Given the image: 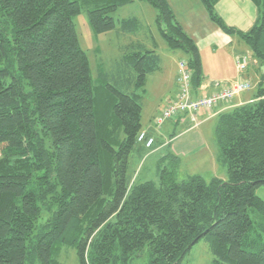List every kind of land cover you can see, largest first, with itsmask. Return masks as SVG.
<instances>
[{
  "label": "trees",
  "instance_id": "16d2710c",
  "mask_svg": "<svg viewBox=\"0 0 264 264\" xmlns=\"http://www.w3.org/2000/svg\"><path fill=\"white\" fill-rule=\"evenodd\" d=\"M198 1L263 68L264 0H250L257 17L246 32L222 21L219 0ZM134 2L157 10L163 42L189 55L198 89L199 51L167 0H0V264H181L200 239L210 264H264V201L255 195L264 186L263 89L216 119L226 180H179L171 154L156 163L157 183L128 178L141 94L160 57L131 45L93 85L72 18L84 11L96 35L135 32V18L109 16Z\"/></svg>",
  "mask_w": 264,
  "mask_h": 264
},
{
  "label": "crops",
  "instance_id": "0c3cea01",
  "mask_svg": "<svg viewBox=\"0 0 264 264\" xmlns=\"http://www.w3.org/2000/svg\"><path fill=\"white\" fill-rule=\"evenodd\" d=\"M167 2L176 17L173 0H167ZM191 2L193 10L184 12L180 20L177 17L176 19L180 25L186 22L188 31L191 29L202 30L205 27L204 32L196 37L187 33L194 40L199 51L203 73L202 84L198 89L191 92V98L197 99L209 97L221 85L239 79L238 75L235 76L233 67L235 66L236 55H239L235 46L242 43L236 38H230L223 34L209 20L198 0H191ZM215 12L227 26L242 32L248 31L257 17L256 7L250 0H219L215 5ZM196 14H199L201 19H198ZM204 50H207V54L203 60L202 53ZM220 52L223 53L224 57H221ZM170 56L167 55L166 60L160 58L159 70L151 75H157L151 94L145 89L141 94L142 111H146V116L141 121L142 131H145L149 138H153V145L146 148L144 143H140L135 153L138 158L141 157V159L145 158L146 160L152 158L155 163L164 155L171 154L179 159V169L181 168L183 172L199 175L208 170L212 174L211 178L226 180L224 176L216 172V165L219 161L214 136L216 119L231 109L256 100L254 97L257 92L260 89L264 90L261 67L251 55L247 68L240 76L242 79L251 80L252 93L250 95L247 96L249 91H245L236 95L230 102L219 100L210 111L201 110L197 115V125H194L186 114H182L166 120L160 128H154L152 125L153 118L177 96L178 63L182 60L186 61V59H182L175 63V60H172L173 57Z\"/></svg>",
  "mask_w": 264,
  "mask_h": 264
},
{
  "label": "rangeland",
  "instance_id": "374dc122",
  "mask_svg": "<svg viewBox=\"0 0 264 264\" xmlns=\"http://www.w3.org/2000/svg\"><path fill=\"white\" fill-rule=\"evenodd\" d=\"M174 8L176 12V17L180 20L184 15V12L193 10V5L191 0H173ZM109 16L117 23L118 21L136 19L138 22V28L135 32L123 33L117 26L119 30H113L111 32L96 35L92 32L87 15L82 11L79 15L72 18L74 25L75 34L78 39L79 46L85 51L90 62V75L93 85H96L101 82L99 78V73L109 72L116 67L117 62L122 57V53L130 48L131 45H141L146 50H154L156 54L162 60H166L167 55H171L175 60V63L179 60L186 59L188 60L189 55L179 51V50H169L167 49L165 43L163 42L158 27L156 25V16L157 10L153 7L143 3V2H134L129 5L122 6L117 10L111 12ZM198 19H201L199 14L195 15ZM182 22V21H181ZM184 22V21H183ZM183 30L191 36H198L204 29L197 30L191 29L187 30V24L182 23ZM235 50L239 55L236 56H245L249 61L251 59V51L245 44H239L235 46ZM207 50H204L202 53L203 60L206 56ZM221 57H224L223 53L220 52ZM170 56V57H171ZM235 56L233 57L234 61ZM234 74L235 76H240L244 73H238L235 66ZM262 75H264V67L260 69ZM156 73V72H155ZM152 75V74H151ZM149 75L146 80V85L144 87L145 91H152V88L155 86L156 77ZM251 84V80L249 79ZM247 96L252 92L251 88L248 90ZM146 116V111H142V121ZM216 142V141H215ZM216 148L219 153V161L216 165V172L219 175H222L226 179V165L223 163L219 146L216 142ZM2 153L0 152V158ZM141 162V163H140ZM140 165L138 166V164ZM128 178L131 182L135 181L138 183H143L144 181H149L153 183L158 182V167L156 166L155 161L150 158L146 160L145 158H138L135 151L133 150L129 155L128 160ZM194 174L183 172L179 169L178 179L184 180L187 176H193ZM206 182H208L212 174L209 171L199 174ZM255 195L264 201V186H260L255 190ZM254 215L251 214L253 218ZM255 229L259 230L257 224L254 220ZM213 257L208 250L207 243L200 239L196 244H194L191 249L186 253L181 264H210ZM136 262V261H135ZM139 264V262H136Z\"/></svg>",
  "mask_w": 264,
  "mask_h": 264
},
{
  "label": "built area",
  "instance_id": "2783aa9c",
  "mask_svg": "<svg viewBox=\"0 0 264 264\" xmlns=\"http://www.w3.org/2000/svg\"><path fill=\"white\" fill-rule=\"evenodd\" d=\"M248 66V60L245 56L235 58V68L238 73H242ZM177 96L170 104L165 106L160 113L153 118L152 125L154 128H160L161 125L169 119L186 114L194 125H197V115L203 111H210L217 102H230L236 95L248 91L251 84L248 80L239 78L234 82L221 85L219 89L209 97L191 98L190 73L185 61H180L177 67L176 76ZM138 143H144L146 148L153 145V138H149L145 131L139 133Z\"/></svg>",
  "mask_w": 264,
  "mask_h": 264
}]
</instances>
